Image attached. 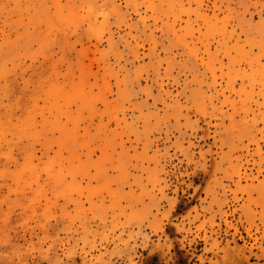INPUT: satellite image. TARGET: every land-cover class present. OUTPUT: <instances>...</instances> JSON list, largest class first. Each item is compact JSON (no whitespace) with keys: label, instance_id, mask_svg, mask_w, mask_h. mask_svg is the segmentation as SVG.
<instances>
[{"label":"rangeland","instance_id":"rangeland-1","mask_svg":"<svg viewBox=\"0 0 264 264\" xmlns=\"http://www.w3.org/2000/svg\"><path fill=\"white\" fill-rule=\"evenodd\" d=\"M0 264H264V0H0Z\"/></svg>","mask_w":264,"mask_h":264},{"label":"bare ground","instance_id":"bare-ground-1","mask_svg":"<svg viewBox=\"0 0 264 264\" xmlns=\"http://www.w3.org/2000/svg\"><path fill=\"white\" fill-rule=\"evenodd\" d=\"M201 1H202V0H201ZM92 3H93V2H92ZM202 3H203V2H202ZM199 4H201V2H199ZM199 4L197 3L196 7H198ZM92 5H93V4H92ZM92 5L89 6V9H90V7H92ZM201 5H202V4H201ZM93 6H94V5H93ZM190 6H191V5H190ZM199 6H200V5H199ZM191 7H192V6H191ZM200 8L202 9L201 6H200ZM192 9H193V8H192ZM195 9H196V8H195ZM201 9H200V10H201ZM91 10H92V8H91ZM188 10H190V8L187 9V11H188ZM198 10H199V9H198ZM196 11H197V10H196ZM201 11H202V10H201ZM92 12H93V11H92ZM191 12H193V11L191 10V11H189L188 13L190 14ZM204 12H205V10H204ZM213 12H214V9H213ZM213 12H212V13H213ZM88 13H89V11H88ZM194 13H195V12H194ZM205 13H206V12H205ZM207 13H208V12H207ZM215 13H217V12H215ZM215 13H213V15H214ZM195 14H196V13H195ZM195 14H194V15H195ZM200 14H201V13H200ZM202 14L204 15L203 12H202ZM196 15H197V14H196ZM198 15H199V14H198ZM206 15H207V14H206ZM206 15H205V16H206ZM188 16H189V15H188ZM209 16H212V15L210 14ZM193 17L195 18V17H197V16H193ZM217 17H218V13H217ZM194 18H193V19H194ZM201 18H202V16L200 17V20H201ZM214 18H215V17H214ZM196 19H197V18H196ZM210 19H211V18H210ZM75 20H76V19H75ZM191 20H192V19H191ZM198 20H199V17H198ZM213 20H214V19H213ZM213 20H212V21H213ZM217 20H218V19H217ZM217 20L215 19V22H216ZM188 21H189V20H188ZM195 21H197V20H195ZM202 21L204 22L205 20L202 19ZM202 21H201V22H202ZM210 21H211V20H210ZM191 22H192V21H191ZM207 22H209V21H207ZM207 22H204V23L206 24ZM218 22H219V21H217V23H218ZM188 23H190V22H188ZM197 23H198V22H197ZM209 23H210V22H209ZM193 24H194V23H192V25H193ZM190 25H191V24H190ZM197 25H198V24H197ZM208 25H209V24H208ZM218 25H219V24H218ZM194 26H195V25H194ZM202 26H203V25H202ZM203 27H204V26H203ZM207 27H208V26H207ZM207 27H206V28H207ZM206 28H205V29H206ZM214 31H215V30H214Z\"/></svg>","mask_w":264,"mask_h":264}]
</instances>
